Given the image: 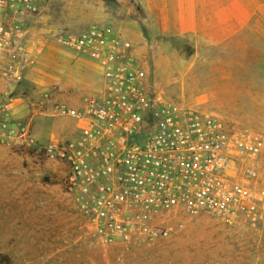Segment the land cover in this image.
<instances>
[{
	"label": "rangeland",
	"instance_id": "1",
	"mask_svg": "<svg viewBox=\"0 0 264 264\" xmlns=\"http://www.w3.org/2000/svg\"><path fill=\"white\" fill-rule=\"evenodd\" d=\"M28 25L36 34L109 25L130 43L155 94L213 114L228 130L264 135V0H48ZM28 75L31 83L14 85L10 106L42 114L43 143L51 140L49 122L72 121L42 105L44 93L80 109L102 89L98 67L60 48L47 49ZM25 159L34 166L23 176ZM52 165L0 147V264H264V219L251 214L232 224L209 214L178 216L183 229L153 246H103L85 230L64 192L63 170L51 173ZM256 165L264 191V150ZM37 180L47 188L42 207Z\"/></svg>",
	"mask_w": 264,
	"mask_h": 264
},
{
	"label": "built area",
	"instance_id": "2",
	"mask_svg": "<svg viewBox=\"0 0 264 264\" xmlns=\"http://www.w3.org/2000/svg\"><path fill=\"white\" fill-rule=\"evenodd\" d=\"M47 3L0 0V78L17 85L47 49L60 48L98 67L102 89L80 109L44 93L40 103L54 116L78 124L75 135L44 143L30 120L11 116L14 88L0 91V145L60 166L86 231L103 246L150 247L183 229L178 216L264 219L256 165L264 135L228 130L213 114L155 94L130 43L109 25L33 33L28 24Z\"/></svg>",
	"mask_w": 264,
	"mask_h": 264
},
{
	"label": "crops",
	"instance_id": "3",
	"mask_svg": "<svg viewBox=\"0 0 264 264\" xmlns=\"http://www.w3.org/2000/svg\"><path fill=\"white\" fill-rule=\"evenodd\" d=\"M35 69V68H34ZM24 80L26 81L25 83H31V78L30 76H24ZM24 83V84H25ZM102 83V80H101ZM14 88V86L9 85L7 81L3 80L0 78V91H5V90H9L12 91V89ZM35 105V104H34ZM34 111V109H32ZM12 114L11 116L13 118H16L18 120L24 121L27 120L28 118L30 119L31 123H32V127H33V131H34V135L37 139L40 138L41 140V133H42V127L44 126V122H43V118H42V114H24L25 112L23 111H19V110H15L11 109ZM28 112V109L26 110V113ZM36 112V111H34ZM51 129H49V138L51 139H63V138H68L72 135H75L78 132V124L76 121L72 120V121H68L65 123V126L62 127V125H59V122H55V121H51V123L49 122ZM0 147H3L5 149H8L2 145H0ZM25 169H19L18 172L19 174H22L23 176L27 175V170L30 169L31 167L34 166V164L29 161L28 159H25ZM57 167H59L58 165H52L50 166V171H52L51 173L55 172V170L57 169ZM41 173V172H39ZM52 179V178H51ZM25 185L28 188L29 184L25 181ZM25 187V190H27V188ZM35 187L36 190L40 191L39 195L36 193L34 195V197H39V202L41 203V207L44 206L45 204V190H47V188L43 187V185L41 184V182L39 180H37V182L35 183ZM50 192L52 193V196L55 198H58V196H60V187L59 185H53L51 187H49ZM28 191L31 192L30 189H28ZM27 196V195H26ZM25 197V194H24ZM26 203V202H24ZM31 203H26L24 205H28L30 206ZM25 207V206H24Z\"/></svg>",
	"mask_w": 264,
	"mask_h": 264
}]
</instances>
